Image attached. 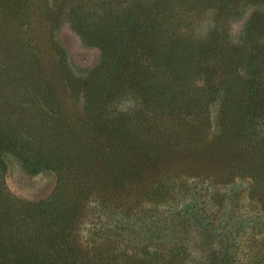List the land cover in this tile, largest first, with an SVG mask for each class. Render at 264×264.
I'll use <instances>...</instances> for the list:
<instances>
[{
    "label": "trees",
    "instance_id": "1",
    "mask_svg": "<svg viewBox=\"0 0 264 264\" xmlns=\"http://www.w3.org/2000/svg\"><path fill=\"white\" fill-rule=\"evenodd\" d=\"M144 1L42 0L32 22L30 0H0V264H79L85 250L74 229L93 202L140 195L142 183L163 187L173 169L194 170L185 164L252 176L264 202V129L254 130L264 127V15L249 16L236 41L216 30L199 38L178 29L167 2ZM63 19L100 50L80 73L54 38ZM40 25L54 46L50 73L36 42ZM64 93L82 104L72 119L58 100ZM125 95L135 100L113 107ZM7 155L29 173L53 171L55 192L13 196ZM135 259L129 264L155 261Z\"/></svg>",
    "mask_w": 264,
    "mask_h": 264
},
{
    "label": "rangeland",
    "instance_id": "2",
    "mask_svg": "<svg viewBox=\"0 0 264 264\" xmlns=\"http://www.w3.org/2000/svg\"><path fill=\"white\" fill-rule=\"evenodd\" d=\"M152 1V6L167 2L176 21H182L178 29L199 38L216 30L222 37L236 41L249 16L256 11L264 15V0H234L235 7L227 10L221 9L223 0H145L144 3ZM30 2L29 18L35 22L43 3L42 0ZM39 30L40 40L36 42L47 63L46 72L50 73L54 46L41 33L42 25ZM29 33L34 35L32 29ZM54 38L65 49L69 65L77 73L100 58V50L83 42L65 19L55 28ZM58 100L71 119L75 110H82L78 99L61 94ZM132 100L134 96L125 95L112 105L129 104ZM210 111L212 136L218 129L215 105ZM259 129L264 127L254 130ZM255 131L248 129L247 134ZM198 145L202 148L206 144ZM6 163L5 184L16 198L36 201L55 192L57 181L53 171L29 173L12 155L6 156ZM184 166L192 167L197 173L193 174L191 168L173 169L172 177L164 179L163 187L161 182L158 186L142 183L144 188L137 190L142 192L140 195L120 192L114 193L112 199L101 196L102 202H93L74 229L79 249L85 250L79 256L82 261L79 264H129L136 257L155 259L151 264H165L170 258L176 260L175 264H264V202H259L262 188L257 189L258 182L249 175L226 176L221 170L216 174L213 168H206L208 163L201 169ZM180 258L184 262L179 263Z\"/></svg>",
    "mask_w": 264,
    "mask_h": 264
}]
</instances>
